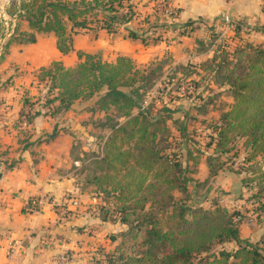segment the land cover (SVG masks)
I'll list each match as a JSON object with an SVG mask.
<instances>
[{"label":"trees","instance_id":"trees-1","mask_svg":"<svg viewBox=\"0 0 264 264\" xmlns=\"http://www.w3.org/2000/svg\"><path fill=\"white\" fill-rule=\"evenodd\" d=\"M125 1L22 0L15 14L24 18L29 30L18 33L15 27L6 44L13 40L31 43L36 40V33L52 32L57 49L66 54L72 50L73 35L92 28L91 21L108 32H115L120 24L129 22L133 13ZM129 36L138 38L133 31H129ZM3 39L0 32V41ZM3 54L4 51L0 58ZM77 56L78 62L73 66L65 67L53 60L40 67L38 79L46 77L47 92L56 93L47 97L46 112L33 110L35 101H30L25 122L32 123L39 115L67 111L77 101H89L86 111L105 113L101 125L108 128L109 135L101 150L102 157L96 166L99 173H95L93 184L100 193L113 191L112 197L119 203L118 222L127 226L118 231V237L122 238L121 243L131 240L139 253L126 255L117 244L113 251L103 254V261L96 259L92 264H264V230L260 239L251 241L240 237L235 221L224 211L212 212L174 202L173 190L186 188L190 181L188 163L198 164L199 157L188 153L182 160L156 145L158 132L167 130L166 120L170 117L166 114H170L167 112L170 109L163 107L152 113L151 105L142 103L143 89L154 71L138 67L127 55H118L113 61L103 59L98 53L78 51ZM211 61L215 62L212 69L216 79L219 84L229 86L233 98L213 126L215 135L209 141L214 144L216 154L207 156L206 163L209 176H214L219 168L215 164L217 155L229 152L236 137L245 139L249 150L245 160L264 154V45L246 43L234 51L218 47ZM27 102L26 99L23 104ZM51 106L55 107L52 112ZM56 135L54 129L44 139L37 137L36 143L48 142ZM30 145L26 143L20 149ZM4 163L8 169L16 166L14 160ZM257 179L264 182V169H259ZM26 206L35 210L30 200ZM114 236L111 241L116 240ZM226 241L235 242L231 251L207 253L213 243Z\"/></svg>","mask_w":264,"mask_h":264},{"label":"rangeland","instance_id":"rangeland-1","mask_svg":"<svg viewBox=\"0 0 264 264\" xmlns=\"http://www.w3.org/2000/svg\"><path fill=\"white\" fill-rule=\"evenodd\" d=\"M20 1L22 0H0V32L4 35V39L0 41V54L4 51L0 58V107L1 99L5 95L3 93L10 92L15 85L18 110L17 118L11 125L18 131L17 149L26 143L31 144V150L25 152L24 156L33 161L30 167L33 168L40 159H46L47 165H56L58 175L67 178L70 191L66 192L68 195L61 197L58 207L64 209L65 217H82L84 225L80 228L85 227L87 237H93V249L88 250L91 255L88 256L86 264H92L96 259L103 261V254L113 251L117 244L122 246L121 252L126 255L139 253L138 246L131 244V240L121 243L122 238L118 237V231L126 229L127 226L118 222L119 203L112 197L113 191L100 193L93 184L95 173H99L96 166L102 157L101 150L109 135L108 128L101 125L105 113L86 111L89 101H77L76 107L49 115L53 118V121L47 119L49 124H39L38 127L43 133H35L32 125L25 122L30 101H35L33 110L46 112V106H49L45 103L46 99L56 91L47 92V78L40 81L37 77L40 68H32L34 66L30 59L21 55L19 44L28 43H17L13 40L6 44L15 27L18 33L29 30L24 18L15 14L17 8L19 11ZM180 3L182 2L176 3V0H126L124 4L131 5L133 16L126 24H120L116 31L126 27L138 35L135 40L140 47L134 49L143 52L134 61L138 67L154 71L143 89V105H151L152 113L163 107L170 109L167 111L170 114L165 113L170 117L166 120L167 130L158 132L156 145L166 153L178 155L182 160L190 153L199 157L201 162L199 169L193 161L188 163L190 181L184 190H173L174 202L212 212L222 210L228 217L233 218L240 237L256 241L264 230V182L257 179L259 169H264V154L245 160L249 155L245 139L236 137L229 152L217 155V174L207 177L205 172L206 157L216 154L214 144H209L211 137L215 135L213 126L233 102L229 86L219 84L214 75L212 67L215 62L211 61L214 51L218 47L234 51L246 43L264 45V42H258L262 39L261 34H251L252 29L233 21L227 12L220 11L213 20L199 17L191 22L182 21L179 19ZM226 14L229 16L228 23L224 20ZM91 22L93 32L99 30L98 24ZM246 31L252 35H249L251 40L245 38ZM119 32L124 37L128 34L127 29ZM18 39L21 36L18 35ZM17 44L18 48H14ZM11 51H18L17 62L8 58ZM144 53L147 55H143ZM26 99L28 102L24 105ZM52 108L55 107L51 106L50 112ZM109 112L113 113V110ZM182 127L184 131H180ZM54 129L57 135L48 141L49 147H44L43 142L36 143L37 137L44 139ZM56 148L59 151L55 153ZM24 157H20L16 150L12 157H7L8 163L14 160L17 165ZM1 159L0 153V162ZM197 170L200 173L194 176ZM198 175L203 178H195ZM70 196L77 200V205H71L72 208L67 209L69 202L64 199ZM171 209L170 207L167 211L170 212ZM164 219L163 228L166 227ZM112 235H115V241H111ZM235 245L234 241L213 243L207 253L217 255L222 249L231 251Z\"/></svg>","mask_w":264,"mask_h":264},{"label":"crops","instance_id":"crops-1","mask_svg":"<svg viewBox=\"0 0 264 264\" xmlns=\"http://www.w3.org/2000/svg\"><path fill=\"white\" fill-rule=\"evenodd\" d=\"M179 1L182 2L178 5L181 8L179 19L182 21L199 17L213 20L220 11L227 12L233 21L252 29L251 34H261L263 41L258 42H264V0H176V3ZM123 28L128 31L125 37L119 32ZM129 31L132 30L126 27L116 32L100 28L94 32L91 28L81 29L73 35L72 50L66 54L57 49L52 32L36 33L34 42L19 44V48L22 49L21 55L29 58L35 69L46 66L53 60L60 61L65 67L73 66L78 62V51L98 53L109 61L115 60L118 55L135 59L143 51H135L134 47H140V44L129 36ZM245 33V38L251 40L248 31ZM14 48H18V44ZM8 58L17 62L18 51H11ZM15 88L14 85L10 92L3 93L5 95L0 107V152L6 150L0 162V264H86L91 255L88 250L93 249V237H87L85 227L80 228L84 225L82 217H65L64 209L58 207L61 197L68 195L66 192L70 191L67 178L58 175L56 165H47L46 159H40L33 168L30 167L33 161L24 156L31 148L17 149L18 131L11 125L17 118L18 110ZM73 107H76L75 104ZM47 119L53 121L49 115H39L28 125H32L35 133H43L38 125L49 124ZM48 143L50 142H43L44 147H49ZM16 150L24 160L8 169L4 160L12 157ZM57 150L59 148L54 152ZM199 164L200 161L198 169ZM199 173L197 170L193 175ZM205 176H209L208 168ZM195 178L200 177L198 175ZM33 197H43L46 202L37 210H31L26 203ZM64 200L69 202L66 208L71 209V200L76 199L70 196Z\"/></svg>","mask_w":264,"mask_h":264},{"label":"built area","instance_id":"built-area-1","mask_svg":"<svg viewBox=\"0 0 264 264\" xmlns=\"http://www.w3.org/2000/svg\"><path fill=\"white\" fill-rule=\"evenodd\" d=\"M224 20L228 23L229 22V16L226 14L224 16ZM46 201L43 197H33L31 200H30V203L32 206L35 207V210L38 209V207L42 204H44ZM71 204L73 206H76L77 205V201L76 200H71Z\"/></svg>","mask_w":264,"mask_h":264},{"label":"water","instance_id":"water-1","mask_svg":"<svg viewBox=\"0 0 264 264\" xmlns=\"http://www.w3.org/2000/svg\"><path fill=\"white\" fill-rule=\"evenodd\" d=\"M1 176V175H0Z\"/></svg>","mask_w":264,"mask_h":264}]
</instances>
